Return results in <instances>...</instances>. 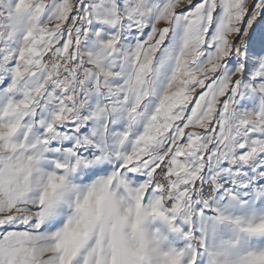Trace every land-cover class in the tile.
Masks as SVG:
<instances>
[{
    "label": "snow or ice",
    "instance_id": "obj_1",
    "mask_svg": "<svg viewBox=\"0 0 264 264\" xmlns=\"http://www.w3.org/2000/svg\"><path fill=\"white\" fill-rule=\"evenodd\" d=\"M0 264H264V0H0Z\"/></svg>",
    "mask_w": 264,
    "mask_h": 264
}]
</instances>
